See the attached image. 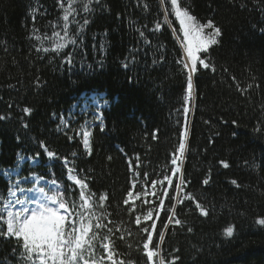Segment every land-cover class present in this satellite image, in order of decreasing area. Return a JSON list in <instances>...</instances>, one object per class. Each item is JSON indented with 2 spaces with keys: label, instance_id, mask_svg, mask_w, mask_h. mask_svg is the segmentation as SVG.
I'll use <instances>...</instances> for the list:
<instances>
[{
  "label": "trees",
  "instance_id": "1",
  "mask_svg": "<svg viewBox=\"0 0 264 264\" xmlns=\"http://www.w3.org/2000/svg\"><path fill=\"white\" fill-rule=\"evenodd\" d=\"M179 2L198 22L211 21L222 32L201 54L211 67L198 63L190 100L187 71L178 63L186 62L185 52L167 0H100L91 13L76 16L80 23L69 27L70 35L80 33L77 45L59 54L38 53L36 36L51 35L63 23L65 0H0V197L16 179L57 181L52 195L75 201L85 217L93 214L85 223L98 237L91 241L94 254L85 258L96 264H111L101 260L103 243L113 244L116 264H142L143 229L151 224L160 254L155 264L160 256L176 264H264V226L257 223L264 219V134L254 132L264 120V0ZM92 94L103 96L107 107L104 131L97 121L89 129V155L81 134L86 121L72 116ZM41 144L55 158H47ZM21 157L35 162L19 166ZM69 169L86 189L67 179ZM17 170L18 177L5 175ZM182 180L186 185L177 189ZM81 191L90 196L84 207ZM166 210L182 225L169 224ZM97 222L104 227L95 228ZM228 227L231 238L224 235ZM22 251L15 238H0V264H23Z\"/></svg>",
  "mask_w": 264,
  "mask_h": 264
},
{
  "label": "snow or ice",
  "instance_id": "2",
  "mask_svg": "<svg viewBox=\"0 0 264 264\" xmlns=\"http://www.w3.org/2000/svg\"><path fill=\"white\" fill-rule=\"evenodd\" d=\"M163 2V0H162ZM67 7L64 3L60 5L63 10V23H59L53 26L51 35L44 33L43 36H36L37 40L46 39L51 41V47H37L35 50L43 53H48L52 51L59 54L61 50L71 46L77 45V37L80 35L79 31L70 35V24H79L80 21L76 19V16L80 15L81 11L84 13H91L95 6H99L100 0H65ZM171 12L174 13L175 18L179 21L183 36L185 38L187 47L186 54L187 59L190 62L178 61L182 63L183 69L187 71V93L185 97L186 100H190L192 96V91L194 87L193 76L197 72V62L204 68L209 69L211 67L210 63L205 62L198 53H208L210 46L217 45L219 43V37L222 35L221 28L216 26L213 22L209 21L206 24H201L197 21V18L190 14V12L181 6L179 0H170ZM70 17L72 18L70 20ZM89 19L87 16L83 17V25H87ZM159 27V25L157 26ZM59 28V31L56 29ZM205 29H211V32L205 33ZM38 30L33 29V34ZM63 33V35L61 34ZM141 36L144 35L143 32L140 33ZM68 63L72 62L71 53H68ZM127 67V65H125ZM215 69H213L214 71ZM251 87V86H250ZM25 114H30L31 109L24 108ZM184 113L189 112V108L185 107L183 109ZM264 111V109H262ZM0 119H4L0 116ZM63 124L64 121L61 120ZM100 130L104 131L103 121L100 122ZM261 126L254 128V132L258 134H264V120L260 122ZM66 126V125H65ZM27 127V125H25ZM187 133H185L186 135ZM79 135V133H77ZM92 133L85 131L83 133V146L87 153L91 155L90 147V137ZM71 139V137H69ZM43 151L46 153L47 158H55L56 154L45 147L43 144L40 145ZM179 151L181 154L185 151V143L181 142L179 145ZM76 154L73 153V156ZM172 164H177V159L172 160ZM224 168H228L229 165L226 162H222ZM75 169H69V172H74ZM70 180L74 179L73 176L68 177ZM168 181V185H172L171 179L167 176L164 178ZM52 185H56L57 181L53 180ZM162 183V182H161ZM186 181L182 180L181 184L176 185L177 189H182L186 185ZM204 185L209 184V179H204L202 181ZM231 183L239 187L236 180H232ZM75 184L80 186V189H86L88 187L81 179H76ZM155 186V182L153 184ZM25 191L33 192V195L29 199H20L17 196V192L24 193ZM59 192V189H57ZM131 195V193H129ZM163 196H168L169 201L173 197L169 196L168 192L165 190L162 193ZM79 197L84 201L82 207L87 206L89 197H85L83 191L80 192ZM187 199H192L188 196ZM101 201L105 197L100 198ZM0 218L7 217L0 223V238H6L11 240L16 239L17 245L23 249L20 253L21 260L23 264H96L95 260L86 259L87 253H93L92 240L97 239L98 233L92 231L91 223H85V220L91 219V214L89 217H85L82 212H77V204L75 201L66 200L65 198L53 194L49 195L48 190L44 187L39 188H28L25 189L20 187V181L16 180L12 183L11 187L8 189L7 196L0 197ZM181 202H183L181 200ZM161 206H163V200L160 201ZM29 205H34L30 207ZM17 206H19L17 208ZM103 205L101 204V207ZM196 208L200 209L201 215L207 217L209 213L201 207L199 203L196 204ZM74 216L77 217L74 219ZM153 213L148 212L145 217L146 220L151 219ZM165 216L168 219V223L174 222L175 225H182L180 219L175 218V212L172 216H167V210L165 211ZM99 219V218H97ZM136 223H140V217H136ZM259 225L264 226V219H259L257 221ZM161 226L164 228L168 227V224H164L161 221ZM104 227L101 223L97 222L95 228L99 229ZM156 225L151 224L149 227L143 229L144 232L148 233L144 239L143 243L144 256L146 260L141 258L142 264H155L154 257L159 256V252L154 250L158 249L159 245L153 242V236L150 229H155ZM191 232V227L188 228ZM91 233V235H89ZM234 229L233 227H228L224 235L231 238L233 237ZM157 236L162 241L164 234L163 232H157ZM103 240H110V237L104 236ZM119 239L123 240V237ZM150 245L152 247L150 248ZM102 247L106 252V256H102L101 260L107 259L111 264H116L113 256L116 255L114 251L113 244L103 243ZM94 254V253H93ZM120 264H134V260L128 262L120 261ZM159 264H176V260L173 259L168 261L165 257L160 256Z\"/></svg>",
  "mask_w": 264,
  "mask_h": 264
},
{
  "label": "rangeland",
  "instance_id": "3",
  "mask_svg": "<svg viewBox=\"0 0 264 264\" xmlns=\"http://www.w3.org/2000/svg\"><path fill=\"white\" fill-rule=\"evenodd\" d=\"M167 2L169 4V8L171 9L170 0H167ZM172 14H173V16L175 18L174 13H172ZM175 20H176V22H177V24L179 26V36H180V40H181L182 46L184 48V52L186 54L187 44H186L185 38L183 36V32L181 30L179 21L176 18H175ZM211 31H212L211 29H205V33H208V32H211ZM62 35H63V33H62ZM38 43H39V46L43 45L44 47H49V48L51 47V41L46 40V39L39 40ZM211 47L212 46H210V48ZM61 51H63V50H61ZM49 52H52V51H49ZM202 53L203 52L198 53V55L201 57V54ZM186 56H187V54H186ZM198 63L199 62H197V65H198ZM105 107H106V103L102 100V98L100 96H97V95L84 96L80 100V102L76 106V109L73 111L72 120L74 118V115H78L82 120H85L86 121L85 124L82 125V131H81L82 137H83V133L85 131H89L90 127H92L96 121L97 122H101V120H102V113H101V111ZM69 120H70V118H68L67 120H63L64 123L63 124L61 123V124L62 125H67ZM28 160L31 161V163H34L35 162L33 159H27V158H22L21 157L20 158V161H19V166H21L22 164H24ZM175 169H176V172L177 173H180V167L178 166V164H175ZM17 173H19V172H14V173L13 172H7L5 175L7 177H10V176H14L15 177L17 175ZM70 175L73 176V174H71V173L69 174V176ZM17 180H19V179H17ZM75 180L76 179L74 177V179H71L70 181L73 182V183H75ZM40 183H42L43 185H45L44 182L37 181L34 188H39L40 187L39 185H41ZM20 187H23V188L27 189L25 186H23V184H22L21 181H20ZM33 195H36V194L33 193V192H28V191H25L24 193L17 192V196L20 199H25V200L29 199ZM29 206L32 207L34 205H29ZM18 207L19 206H17V208Z\"/></svg>",
  "mask_w": 264,
  "mask_h": 264
}]
</instances>
